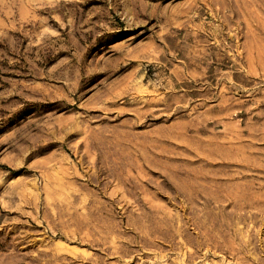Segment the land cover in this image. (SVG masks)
<instances>
[{
    "label": "rangeland",
    "instance_id": "374dc122",
    "mask_svg": "<svg viewBox=\"0 0 264 264\" xmlns=\"http://www.w3.org/2000/svg\"><path fill=\"white\" fill-rule=\"evenodd\" d=\"M0 264H264V0H0Z\"/></svg>",
    "mask_w": 264,
    "mask_h": 264
},
{
    "label": "trees",
    "instance_id": "16d2710c",
    "mask_svg": "<svg viewBox=\"0 0 264 264\" xmlns=\"http://www.w3.org/2000/svg\"><path fill=\"white\" fill-rule=\"evenodd\" d=\"M7 169H9V168H7Z\"/></svg>",
    "mask_w": 264,
    "mask_h": 264
}]
</instances>
